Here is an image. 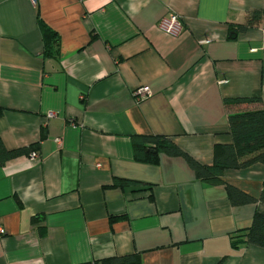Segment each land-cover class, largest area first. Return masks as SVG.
Returning <instances> with one entry per match:
<instances>
[{
    "label": "crops",
    "instance_id": "crops-1",
    "mask_svg": "<svg viewBox=\"0 0 264 264\" xmlns=\"http://www.w3.org/2000/svg\"><path fill=\"white\" fill-rule=\"evenodd\" d=\"M252 10L260 25L229 37ZM170 14L177 33L160 27ZM39 21L58 35L57 58L43 55ZM139 87L150 94L139 99ZM236 97L264 105V0H0V139L37 145L35 158L0 166V264L130 253L142 264H264V248L230 245L264 204L232 206L183 157L148 164L132 149V135H166L211 164L230 142L223 100ZM223 177L258 198L264 165Z\"/></svg>",
    "mask_w": 264,
    "mask_h": 264
},
{
    "label": "trees",
    "instance_id": "trees-1",
    "mask_svg": "<svg viewBox=\"0 0 264 264\" xmlns=\"http://www.w3.org/2000/svg\"><path fill=\"white\" fill-rule=\"evenodd\" d=\"M261 19V10L250 11L242 23L229 25V37H235L236 34L245 32L249 28L258 27ZM39 27L44 57L57 58L58 35L41 21H39ZM223 102L230 142L215 145L211 164H202L189 156L175 144L171 137L156 134L132 135L131 143L135 160L156 164L160 154L183 157L197 180L210 185H224L232 206L257 202L264 204V188L259 197L255 198L233 186L223 177V172L227 169H244L253 164L264 165V105L259 97L227 98ZM35 150H37L36 144L9 150L0 139V166L12 158L29 155ZM115 181L116 183L128 182L123 179ZM32 220L37 221V218ZM230 245L232 248L242 245L264 248V212L256 210L247 227L240 228L230 235ZM98 264H142V262L139 253H130L102 258Z\"/></svg>",
    "mask_w": 264,
    "mask_h": 264
},
{
    "label": "built area",
    "instance_id": "built-area-1",
    "mask_svg": "<svg viewBox=\"0 0 264 264\" xmlns=\"http://www.w3.org/2000/svg\"><path fill=\"white\" fill-rule=\"evenodd\" d=\"M33 4L36 3V0H30ZM160 27L162 29H164L166 32L169 33H177L179 31V29L181 28L180 23L178 22V18L176 15L174 14H170L168 17L162 19L160 21ZM139 99L144 98L146 96H148L150 94V91L148 90L147 87H139L135 93ZM57 142H59V139H56ZM32 158L36 157V153L35 152H31L29 154ZM2 232V230H0Z\"/></svg>",
    "mask_w": 264,
    "mask_h": 264
}]
</instances>
